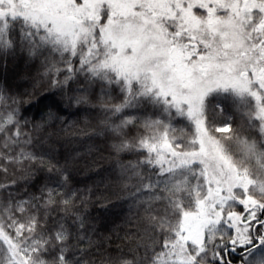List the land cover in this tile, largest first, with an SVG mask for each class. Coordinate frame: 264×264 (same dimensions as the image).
<instances>
[{"label": "snow or ice", "instance_id": "1", "mask_svg": "<svg viewBox=\"0 0 264 264\" xmlns=\"http://www.w3.org/2000/svg\"><path fill=\"white\" fill-rule=\"evenodd\" d=\"M18 61L31 87L0 83V264H264V0H0V62ZM96 138L122 236L75 186Z\"/></svg>", "mask_w": 264, "mask_h": 264}, {"label": "trees", "instance_id": "2", "mask_svg": "<svg viewBox=\"0 0 264 264\" xmlns=\"http://www.w3.org/2000/svg\"><path fill=\"white\" fill-rule=\"evenodd\" d=\"M25 68L23 61H18L16 64L9 62L7 69L0 62V83H7L8 85L23 90L24 88H30L31 85L25 80ZM57 97L45 94L44 99L41 101V105L48 103ZM29 112L35 111V108H29ZM62 115L67 116L69 121H76V128L84 130L85 134L90 132V129L85 127L83 123L85 112L83 108L78 112L73 108H65ZM94 115V114H90ZM59 125H57L58 127ZM79 135V133H77ZM61 144L57 145L60 148L61 153L65 148L71 150L75 148L77 152H83L84 150L77 145L80 140H64L63 134L59 136ZM85 144L89 143L84 141ZM95 145L99 146V150L93 147L92 154L86 155L87 163L81 162V165L77 171L73 173L75 186L83 189L84 194L88 195V189L93 191V203L89 205V209L92 216L98 217L103 225L102 230L112 229L115 226V232H119V235H123L121 228H126L127 225L123 224L124 218L128 215V206L124 197L126 193L119 192L109 184V175L112 169V159L110 153L106 148L105 142L102 139L96 138ZM130 157L125 156L124 159ZM107 196V200L99 199L100 196ZM115 232L113 233L115 235ZM113 246L119 244V240H113Z\"/></svg>", "mask_w": 264, "mask_h": 264}]
</instances>
